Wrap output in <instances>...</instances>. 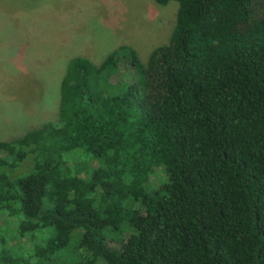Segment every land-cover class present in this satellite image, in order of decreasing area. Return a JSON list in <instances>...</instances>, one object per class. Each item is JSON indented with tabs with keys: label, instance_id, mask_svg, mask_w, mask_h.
<instances>
[{
	"label": "trees",
	"instance_id": "obj_1",
	"mask_svg": "<svg viewBox=\"0 0 264 264\" xmlns=\"http://www.w3.org/2000/svg\"><path fill=\"white\" fill-rule=\"evenodd\" d=\"M171 1L166 44L71 58L58 122L0 141V264H264V0Z\"/></svg>",
	"mask_w": 264,
	"mask_h": 264
},
{
	"label": "rangeland",
	"instance_id": "obj_2",
	"mask_svg": "<svg viewBox=\"0 0 264 264\" xmlns=\"http://www.w3.org/2000/svg\"><path fill=\"white\" fill-rule=\"evenodd\" d=\"M177 7L154 0H0V141L58 122L60 81L71 58L98 64L128 45L146 59L167 43ZM125 73L121 65L113 81ZM64 253L55 264L81 259L72 241Z\"/></svg>",
	"mask_w": 264,
	"mask_h": 264
}]
</instances>
